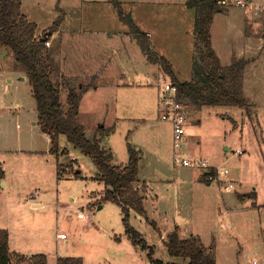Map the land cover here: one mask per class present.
Segmentation results:
<instances>
[{"label": "rangeland", "instance_id": "374dc122", "mask_svg": "<svg viewBox=\"0 0 264 264\" xmlns=\"http://www.w3.org/2000/svg\"><path fill=\"white\" fill-rule=\"evenodd\" d=\"M22 1L23 12L38 24L39 36L51 31L63 14L65 32L50 37L48 46L55 61L52 76L54 81L70 79L74 87L91 86L93 91L80 103L78 116L87 136L102 137L116 166L127 164L128 143L140 149L139 176L151 182L152 189L147 191L143 185L148 192L147 218L131 211L130 223L151 246L153 258L186 264L184 258L172 256L166 245L169 233L178 229L181 238L199 236L218 264H264V20H255L238 6L214 17L212 42L224 65L231 63L232 54L251 45L245 56L249 60L245 94L251 107L247 111L232 105L199 109L187 105L183 156L200 157L229 170L227 177L220 175L225 183L207 184L202 179L204 169L174 163V128L161 117L157 72L147 77L155 86L145 81L141 89L132 85L130 106L122 104L123 97L119 100L120 92L130 90L121 87L115 92V79L109 86L96 88L102 83L93 73L103 56L98 46H118L108 67L115 78L123 41L130 35L134 38L110 0ZM120 1L139 27L153 31L151 45L172 63L177 76L192 80L196 12L187 0ZM254 25L259 27L253 29ZM135 40L130 44L133 54L145 59ZM14 64L13 53L0 51V166L4 172L0 228L9 232L13 263L32 264V255L44 253L49 264H64L60 257H71L72 264H154L150 249L135 245L127 236L120 205L103 199L106 187L94 160L65 135L60 136L59 152L52 151L51 138L38 123L31 83L22 79L24 74ZM67 94L63 93L64 100ZM101 126L109 130L99 131ZM59 165L72 170L60 173ZM233 176V189L222 190ZM253 191L257 198L238 196ZM33 200L43 201L44 207L32 208ZM80 213H88V219ZM60 233L68 238H60Z\"/></svg>", "mask_w": 264, "mask_h": 264}, {"label": "trees", "instance_id": "16d2710c", "mask_svg": "<svg viewBox=\"0 0 264 264\" xmlns=\"http://www.w3.org/2000/svg\"><path fill=\"white\" fill-rule=\"evenodd\" d=\"M118 9L120 19L126 23L131 34L139 44L151 63L160 65L162 72L169 76L177 86V100L195 108L204 106L232 105L250 109V102L245 94V74L249 60L233 57L228 65H223L212 42V25L214 17L225 8L219 6L216 0H187L188 7L196 12L195 20V55L193 58V79L181 80L172 63L163 55L158 54L151 45L150 36L135 22L134 18L124 11L120 0H110ZM22 0H0V51L7 49L13 53L17 71L29 79L38 111V123L51 138L52 151L59 152L60 136L65 135L68 142L83 153L90 156L99 170V178L105 184L104 200H110L122 208L123 222L127 236L135 245L150 249L149 257L154 264L163 263L153 258V250L148 245L143 234L130 223L131 211L147 218L145 208L146 196L139 188L140 149L128 143L129 159L125 166L113 164V153L102 144V137L89 138L85 126L79 122L80 103L83 94L91 87L82 83L74 87L70 79L53 80L55 68L54 58L46 41L38 35V24L30 20L22 10ZM63 14L51 27L52 34L62 24ZM45 31L43 34H45ZM67 91L66 100L63 93ZM109 128L101 126L99 131ZM66 172L64 165H59ZM205 173L203 181H212ZM4 172L0 166V184ZM257 198V192L240 195L241 199ZM166 245L172 256L184 258L186 264H218L210 247L206 246L199 236L181 238L178 229L167 236ZM32 264H49L44 253L31 256ZM64 264H72L71 257H60ZM78 264L79 261H76ZM0 264H14L10 247L9 232L0 228ZM185 264V263H182Z\"/></svg>", "mask_w": 264, "mask_h": 264}, {"label": "crops", "instance_id": "0c3cea01", "mask_svg": "<svg viewBox=\"0 0 264 264\" xmlns=\"http://www.w3.org/2000/svg\"><path fill=\"white\" fill-rule=\"evenodd\" d=\"M249 14V13H248ZM264 14H259V15H254L252 16L255 20H264ZM263 16V17H262ZM262 18V19H261ZM261 22H259V25H260ZM259 25H254L253 26V29L254 27H259ZM140 28L148 33V35L150 36V39H151V43H153L154 45V42L152 41L153 37H154V33L152 30L148 29H143L141 26ZM257 29V28H256ZM68 31V30H67ZM66 31V32H67ZM62 32H65V30H63L62 26L60 25V28L55 31L52 35H50V37L53 39V38H57L58 35H60ZM68 32H71V31H68ZM135 40V38H132L131 35L129 36V40L126 39V41H123V45L124 46H121V53H122V61H121V64L119 65L118 64V68L115 72V78H113L112 76L109 75V64L112 63L113 61V57H114V53H116L117 50H119L118 46L115 44V45H107V47H104L102 45H99L98 46V51L100 53L103 54L102 56V59H100L98 65L96 66V68L94 69L93 73H98L97 78L101 79L102 80V83L98 86H96V88H101V87H106L107 85L109 86V84L112 83V80L111 79H115L113 85H112V88L114 89L115 92H117L116 90H118V88H121V87H127L130 91H128L129 93H122L120 92L119 93V100L121 99V97H123V105L126 107V106H130L131 105V92H132V85H135V86H139L140 89L141 87L143 86V81H145L147 84L149 85H154V83L151 81V83H149L148 81V75L150 73H152V71H154L158 77L159 75L162 73V69L160 67V65L158 64H154V63H151L147 56L145 55V59L142 57V58H139L136 54H133V51L130 47V44L133 43V41ZM261 40V39H260ZM50 41V40H49ZM136 43L138 42L137 39L135 40ZM262 41V42H261ZM260 41V44L263 43V40ZM51 43V41H50ZM139 43V42H138ZM111 44V43H110ZM128 47H130L128 49ZM246 47H248L250 49L251 45H247ZM124 48H126L127 50H129V53L128 51L124 52ZM152 48L154 49V47L152 46ZM254 48V47H253ZM249 49L246 50V48H241L239 51H237L236 53L232 54L231 56V61H232V58L233 57H236V58H246V53L247 51L249 52ZM107 51V53L111 56L108 57L107 55L104 56V51ZM155 50V49H154ZM112 51V52H111ZM143 51V50H142ZM144 54V53H143ZM161 55V54H160ZM219 55V53H218ZM220 59H221V56L219 55ZM252 59H254L255 57H251ZM251 59V60H252ZM112 61V62H111ZM222 62V60H221ZM223 63V62H222ZM230 64V63H229ZM224 65V64H223ZM156 67V68H155ZM92 70V69H91ZM175 70V69H174ZM248 70V69H247ZM91 72V71H89ZM176 72V71H175ZM78 75L80 74H77L76 76H74L72 73L70 74V76H73V77H77ZM22 79H26L27 76L26 75H22ZM94 76V75H93ZM247 74H245V80H244V86H245V92L247 90V79L248 77L246 78ZM81 77V76H80ZM179 77V76H178ZM150 78V77H149ZM125 80H128V81H125ZM158 87V85H157ZM248 88H249V85H248ZM92 90V88L90 87L84 94H83V97H82V101L81 103L83 102L84 100V97L86 94H89ZM141 96V95H140ZM142 97V96H141ZM118 100V101H119ZM113 126H115V124H113ZM141 154V153H140ZM129 159V157H128ZM128 162V161H127ZM126 165V164H125ZM123 165V166H125ZM122 166V167H123ZM217 167V166H215ZM81 171L79 170V173ZM206 171L204 170V173L202 175V177L204 178V175H205ZM202 178V179H203ZM233 178L235 179V176H233ZM139 188L141 189V191L145 194H147L148 192L145 191V189L143 188V185L145 184L147 188V191H149L151 188V182H149L147 179L145 178H140L139 179ZM212 183V182H211ZM209 183V184H211ZM208 184V183H207ZM240 195H243V194H239L238 196ZM146 196V195H145ZM44 202L42 201H37V200H33L32 201V208H42L44 207ZM88 219V218H87ZM59 235V234H58Z\"/></svg>", "mask_w": 264, "mask_h": 264}, {"label": "built area", "instance_id": "2783aa9c", "mask_svg": "<svg viewBox=\"0 0 264 264\" xmlns=\"http://www.w3.org/2000/svg\"><path fill=\"white\" fill-rule=\"evenodd\" d=\"M217 4L222 8H228L230 6H238L253 15L264 14V0H216ZM46 45H50V41L46 42ZM158 87L160 88L161 96L159 103L163 108V113L161 115L163 120H168L172 122L174 128V163L182 166L200 167L206 170L209 179L218 182H226L225 179H220V175L227 177L229 175V170L214 168L211 166L206 159L200 157H184L181 151V143L185 135V126L188 121L186 107L187 104L177 100V86L168 80L166 75L162 72L159 75ZM49 137V136H48ZM50 139V137H49ZM237 153L241 154V150H237ZM74 163L77 158L73 157ZM66 172L72 170V166H64ZM235 179L231 178V181L223 185L222 190L229 191L234 187ZM88 214V213H87ZM87 214L80 213V216L87 218ZM59 237L62 239H67L68 235L66 233H60Z\"/></svg>", "mask_w": 264, "mask_h": 264}, {"label": "water", "instance_id": "95a60500", "mask_svg": "<svg viewBox=\"0 0 264 264\" xmlns=\"http://www.w3.org/2000/svg\"><path fill=\"white\" fill-rule=\"evenodd\" d=\"M50 35H52V31H48V32H46L45 34H43V36H42V41H46L47 38H48ZM1 53L6 54V53H8V50H7V49H3V50H1ZM4 183H5V182H3V184H4Z\"/></svg>", "mask_w": 264, "mask_h": 264}]
</instances>
